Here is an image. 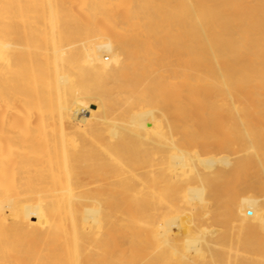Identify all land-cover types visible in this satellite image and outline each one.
<instances>
[{"label": "bare ground", "instance_id": "6f19581e", "mask_svg": "<svg viewBox=\"0 0 264 264\" xmlns=\"http://www.w3.org/2000/svg\"><path fill=\"white\" fill-rule=\"evenodd\" d=\"M0 264H264V0H0Z\"/></svg>", "mask_w": 264, "mask_h": 264}]
</instances>
